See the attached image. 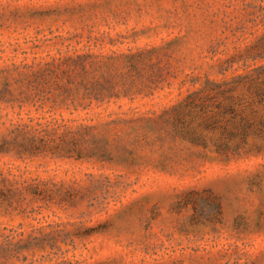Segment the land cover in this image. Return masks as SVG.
Instances as JSON below:
<instances>
[{"label": "rangeland", "instance_id": "rangeland-1", "mask_svg": "<svg viewBox=\"0 0 264 264\" xmlns=\"http://www.w3.org/2000/svg\"><path fill=\"white\" fill-rule=\"evenodd\" d=\"M108 37L119 43L105 50L154 51L153 95L104 105L89 115L30 103L20 117L49 121L146 113L154 120L132 134V164L103 167L51 155L21 160L0 154V172L81 185H88L87 173L103 172L112 182L93 196L100 204L91 216L79 218L52 206L40 214L0 216V227L30 231L69 220L99 225L100 233L86 246L67 254L73 264H264V135L223 153L217 147L226 139L223 129L209 127L202 113L190 112L183 126L171 122L173 109L209 82L229 83L239 75L260 82L264 0H0V84L15 78L9 71L17 65ZM19 111L0 101V141ZM189 133L202 142L181 137ZM187 199L191 204L185 205ZM41 255L29 253L14 264L62 260Z\"/></svg>", "mask_w": 264, "mask_h": 264}, {"label": "trees", "instance_id": "trees-1", "mask_svg": "<svg viewBox=\"0 0 264 264\" xmlns=\"http://www.w3.org/2000/svg\"><path fill=\"white\" fill-rule=\"evenodd\" d=\"M119 42L108 37L90 38L82 48L59 52L48 59L32 64L17 65L0 84V101L20 111L9 119L8 134L0 141V154H13L21 160L51 155L108 165H130L135 151L132 134L142 126L152 125L153 118L146 113H108L104 117L64 118L43 121L21 118L23 109L30 103L50 110L86 112L95 108L117 104L123 100L135 102L140 96L153 95L157 88V62L154 51L109 49ZM155 71L147 75L145 68ZM262 78V79H261ZM259 81L248 76H236L229 83L209 82L198 91L190 92L173 109L171 122L175 127L185 124L184 117L198 111L208 118V126L220 127L226 139L219 142L218 151L237 152L250 137L264 135V75ZM208 83V82H207ZM194 85V84H192ZM209 85L215 87L210 88ZM244 89V90H243ZM175 136H177L174 133ZM179 135V134H178ZM196 134L181 137L192 143L202 142ZM236 141L235 145L231 142ZM139 143V142H137ZM88 185L81 181L72 184L27 178L25 173L12 170L0 172V216H29L56 206L79 218L91 216L100 204L97 191L111 187V175L87 173ZM122 178L123 176H119ZM185 205L191 200H185ZM219 208V204H218ZM87 221H59L33 228L30 231L14 227H0V263L14 264L24 261L29 253L40 259L62 260L54 263L73 264L66 259L80 245L100 233V226H89ZM77 264L82 262L76 261Z\"/></svg>", "mask_w": 264, "mask_h": 264}]
</instances>
